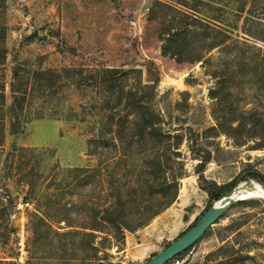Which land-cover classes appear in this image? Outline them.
<instances>
[{"label":"rangeland","instance_id":"374dc122","mask_svg":"<svg viewBox=\"0 0 264 264\" xmlns=\"http://www.w3.org/2000/svg\"><path fill=\"white\" fill-rule=\"evenodd\" d=\"M153 1L5 0L8 32L2 70L8 82L15 61L28 62L41 69L69 66L140 69L143 83L157 79L152 103L163 114L167 126L185 130L190 127L200 133L192 146L211 153L204 166V178H198L195 172L198 160L190 158L187 144L183 143L180 149L186 163L185 172L179 180L175 201L147 225L134 232L127 231L123 241L111 247L108 259H102L100 251L88 256L83 246L86 238L81 232L57 234L47 225L61 226L57 229L61 233L69 229L64 222L39 221L37 234H31L28 215L44 192L50 169L54 165L66 169L96 164L87 143L96 135L98 121L88 105L87 95L92 92L84 90L87 95L81 96L79 91L68 89L62 98V107L64 111H77L76 118L33 119L24 124L21 133L11 135L7 131L5 135L0 151V193L6 187L12 202L11 206L0 204V264H145L192 225L208 205L218 200L208 198L207 190H214L212 183L219 185L235 180L234 186L255 182L264 188V143L257 136L246 134L252 121L264 119V88L251 74L256 69L251 65L240 72L238 67L229 70L227 100L231 109L244 114L240 118L245 123L244 129L237 134L233 132L236 138L224 133L204 136L201 132L206 127L216 125L211 116L213 99L209 95L214 82L209 73L216 59L203 64L177 62L160 53L159 42L144 44L142 25ZM163 1L175 3V0ZM259 6L262 9L257 15L264 28L263 3ZM228 63L233 64L232 61ZM132 82L130 78L127 84ZM6 91L8 94V85ZM79 104L84 105L83 109ZM12 145L34 149L25 157L28 164L21 168L22 174L27 173L37 185L33 196H28L26 186L19 182V171L3 169L5 153ZM253 171L259 176L255 177ZM82 193L89 200L100 198L91 193L89 187ZM247 200H254V203L229 208L191 249L170 264H264V198ZM76 201V195L69 193L60 198L64 208L69 209L70 217L77 215ZM99 241V237L92 239L95 246ZM88 257L93 263L88 262Z\"/></svg>","mask_w":264,"mask_h":264},{"label":"trees","instance_id":"16d2710c","mask_svg":"<svg viewBox=\"0 0 264 264\" xmlns=\"http://www.w3.org/2000/svg\"><path fill=\"white\" fill-rule=\"evenodd\" d=\"M261 3L264 7V0H175V3L154 0L145 16L143 43L159 42L162 55L186 63L203 64L216 59L209 73L214 78L209 95L213 99L211 116L216 125L206 127L201 132L204 136L224 133L236 138L233 132L237 134L244 129L245 123L240 121L244 114L231 109L227 100L232 67H238L240 72L252 65L256 69L252 77L264 88V28L257 15L262 9ZM5 7V0H0V151L7 131L11 135L21 133L24 124L33 119L76 118L77 111H64L62 107V98L68 89L79 91L81 96L87 95L83 92L90 89L88 105L98 120L96 135L87 141L89 154L96 158L95 166L60 169L54 165L44 192L28 215L29 230L37 234L39 221L64 222L69 229L61 233L57 230L61 226L47 225L57 234L81 232L86 238L83 246L88 256L100 251L102 259H108L111 247L118 246L127 231L134 232L147 225L175 201L186 164L181 145L186 143L190 158L198 160L195 172L200 180L204 178V166L211 153L192 146L195 137L200 135L197 131L167 126L163 114L152 103L157 79L143 83L138 68L41 69L28 62L15 61L7 82L2 70L7 55ZM215 51L216 56L212 57ZM229 61L235 65L231 66ZM130 78L133 82L128 85ZM78 107L83 109L84 105ZM256 120L249 124L246 134L261 138L263 144L264 119ZM33 151L30 147L12 145L3 161V169L19 171L18 180L26 186L28 196L35 195L37 185L27 173L22 174L21 168L28 164L25 157ZM253 174L259 176L256 171ZM234 181L212 183L214 190H207L208 198L219 200L234 186ZM87 187L100 198L87 199L82 193ZM3 188L0 204L11 206L12 196ZM65 193L77 197L76 217L68 216L69 209L60 203ZM252 203L254 200L243 199L231 207ZM96 237L100 238L98 246L92 242ZM192 246L173 259L182 257ZM88 262L93 263L90 257Z\"/></svg>","mask_w":264,"mask_h":264},{"label":"water","instance_id":"95a60500","mask_svg":"<svg viewBox=\"0 0 264 264\" xmlns=\"http://www.w3.org/2000/svg\"><path fill=\"white\" fill-rule=\"evenodd\" d=\"M251 184L238 183L230 188L218 202L211 203L204 212L194 221V223L183 231L174 240L168 243L162 250L153 255L145 264H165L171 261L179 253L185 251L198 241L221 215L227 211L232 204L245 197L262 196L260 193L247 192L242 194ZM262 188V187H261ZM264 190V188H262Z\"/></svg>","mask_w":264,"mask_h":264},{"label":"bare ground","instance_id":"6f19581e","mask_svg":"<svg viewBox=\"0 0 264 264\" xmlns=\"http://www.w3.org/2000/svg\"><path fill=\"white\" fill-rule=\"evenodd\" d=\"M242 194L243 193H247V192H252V193H260L262 196H251V197H262L264 198V190L262 188H260L259 185H257L255 182L252 183V185H250L246 190H242L241 191ZM244 198H250V197H245ZM218 202V200L216 201Z\"/></svg>","mask_w":264,"mask_h":264}]
</instances>
